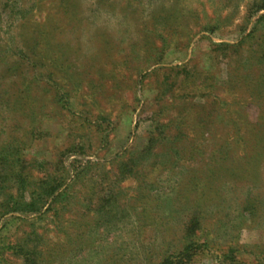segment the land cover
Returning a JSON list of instances; mask_svg holds the SVG:
<instances>
[{"label":"rangeland","instance_id":"rangeland-1","mask_svg":"<svg viewBox=\"0 0 264 264\" xmlns=\"http://www.w3.org/2000/svg\"><path fill=\"white\" fill-rule=\"evenodd\" d=\"M263 16L0 0V264H264Z\"/></svg>","mask_w":264,"mask_h":264},{"label":"trees","instance_id":"trees-1","mask_svg":"<svg viewBox=\"0 0 264 264\" xmlns=\"http://www.w3.org/2000/svg\"><path fill=\"white\" fill-rule=\"evenodd\" d=\"M261 20H264V16L259 18L258 21H261ZM54 193L55 192H51L48 194L47 191H44L42 195L45 196L48 194L49 196H53ZM20 198L23 199L24 197L21 196ZM13 206L14 208H12L13 210H11V212L33 215V214L41 213V211L45 207V203H41L40 197L38 199H36V197H33L28 202H21V200L16 201L15 203H13ZM187 250L188 249L186 248L185 251Z\"/></svg>","mask_w":264,"mask_h":264}]
</instances>
